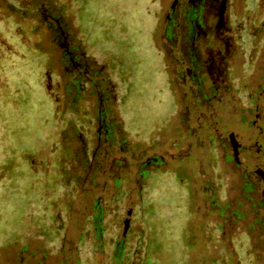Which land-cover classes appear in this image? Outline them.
Returning a JSON list of instances; mask_svg holds the SVG:
<instances>
[{
    "label": "rangeland",
    "instance_id": "obj_1",
    "mask_svg": "<svg viewBox=\"0 0 264 264\" xmlns=\"http://www.w3.org/2000/svg\"><path fill=\"white\" fill-rule=\"evenodd\" d=\"M261 1L257 8L244 0L238 21L249 19L261 30ZM172 3L0 0V264H116L115 244L129 215L122 264H264V211L245 198L258 202L259 194L243 189L244 173L257 180L264 160L246 152L238 155L244 161L238 169L223 159L222 148L235 135L240 147L258 140L264 149V32L260 50L242 51L232 70L238 109L196 120L202 110L190 85L178 82L164 37ZM50 11L62 14L67 38ZM242 35L248 48L249 35ZM65 40L79 57L98 62L114 120L124 124L126 151L116 146L108 153L103 145L98 169H80L69 157L83 142L95 147L99 105L89 87L84 99L70 102ZM186 107L190 119L183 124ZM152 157L166 164L148 166L151 176L143 180L136 165ZM74 173L84 184L78 193L64 183ZM117 177L122 202L108 211L102 249L94 250L93 206L118 193Z\"/></svg>",
    "mask_w": 264,
    "mask_h": 264
},
{
    "label": "flooded vegetation",
    "instance_id": "obj_2",
    "mask_svg": "<svg viewBox=\"0 0 264 264\" xmlns=\"http://www.w3.org/2000/svg\"><path fill=\"white\" fill-rule=\"evenodd\" d=\"M243 1L173 0L170 10L165 16L164 37L167 44L170 45L171 53L175 54L174 59L178 68L177 80L180 84L190 85L191 93L199 106L197 108L203 111H200V115H195L197 117L196 120L203 118L213 119L225 112L232 114V110L238 109L237 106L241 103L237 97L239 90L234 88L230 78L234 76L232 70L237 63L238 55L242 54V51L260 50L257 47V40L261 37V31L264 32V22L261 25L262 29L259 30L254 24L249 23V19L238 21L237 8L240 7ZM249 1L254 2V7H262L261 0H246L247 4ZM231 16H234L233 21ZM243 32H247L249 35L248 48L242 43ZM65 42L69 70L71 71L76 67L74 49L66 40ZM96 63L98 62L95 59H92L91 64L85 62L90 67H95ZM89 66H86L88 71H90ZM87 76L89 77L88 74ZM93 79L89 77L88 81L85 82V86L88 87ZM249 97L250 100L255 98L253 95ZM254 100L258 110V100ZM101 101H103L102 98ZM197 108L196 113L198 111ZM186 109V119L182 122L183 124L190 119V108L186 107ZM241 110L243 109L241 108ZM95 121L98 122V132L102 133L104 127L107 126L104 124L107 118L99 115L95 117ZM255 124L256 121H254ZM259 129L262 131L261 127ZM258 142L257 140L249 146H241L239 148V156L246 152H253L264 160V149L259 147ZM222 148L224 150L223 159L227 162L235 163V167L240 169L244 161L233 159L232 145L225 144ZM165 164L166 160L163 157H152L147 158L146 162H141L136 167L139 168L142 179L147 180L148 177L146 175L151 173L148 166H155L160 170ZM260 168L257 173H264V165ZM244 176L248 179L252 177L247 172L244 173ZM117 179H121V177H117L115 181ZM248 179L243 188L245 193H258L259 197L257 198L258 202H256L254 198L247 195L245 197L246 201H248L249 205H252L255 211H264V177L257 174V180ZM212 199L210 198V201ZM222 215V212H220L219 216L223 217ZM127 232L123 231L124 237L121 239L124 242V251L126 245L129 244ZM122 241L115 244V249L121 248ZM119 259L121 260L122 258L120 257L116 260Z\"/></svg>",
    "mask_w": 264,
    "mask_h": 264
},
{
    "label": "trees",
    "instance_id": "obj_3",
    "mask_svg": "<svg viewBox=\"0 0 264 264\" xmlns=\"http://www.w3.org/2000/svg\"><path fill=\"white\" fill-rule=\"evenodd\" d=\"M20 1L22 3L24 1H27L29 4H33V0H20ZM33 7H34L35 11L38 10L37 5H34ZM39 9L42 10V8H39ZM51 11L49 12V13H51V19H53L55 21L57 27L59 28V32H61V37L67 38L65 25L62 23V14L60 13L57 16V15L53 14ZM77 54H79V49L75 48L74 56H75L76 67H74L71 71L69 70L68 57H66L65 60H63V65L65 66V69L67 72L66 76H68V79H69V82L66 85V94L67 95L68 94L73 95V97L70 99L71 100L70 102L74 105L78 100L84 99V94L87 92L85 82L88 81L89 77L94 78L93 80H91L92 82H90V84L88 86L90 89L89 93L91 95H93V94L96 95L98 105H99V108L95 112L94 117L99 116V115H103L104 118L106 117L107 121H105L104 124H106L107 126L104 127L102 133H100V132H98V122L95 121V123H97V131H96L97 141H96L95 147L91 150L92 152L89 150L87 144L85 142H83L81 149L77 153L73 149L70 150L71 155L69 157L73 158L75 163L79 164L80 169H82V168H85L86 170L92 169V168L98 169L99 167H98L97 159H98V156L100 155V153L102 152L103 145L108 148L107 149L108 153L111 151H114V149L117 148L116 146L119 147V150L121 149L124 152V151H126L125 146H127L128 143H127L125 137H122L123 136L122 133L125 132L124 131V124L122 123V121L120 122L118 119L116 121L114 120V118L116 117L115 109H114L115 104L113 101L110 100V97H108L107 91L109 90V88L106 91L102 90L101 85H103V82H102L103 80L101 81L100 79H98V78H100V71L96 70L95 67L89 66V64H91L92 59L89 61V59L85 55L82 57L81 56L79 57ZM85 62H87L89 64L86 65ZM86 66H89L90 71H88L86 69ZM91 69H93V70H91ZM87 74L89 75V77L87 76ZM111 96H113V95H111ZM101 98L103 99V101H101ZM71 110H72V108H71ZM115 127L118 128V130L120 131L119 133L117 132V129ZM116 132L118 134H116ZM89 152L92 154L90 159H89V156H90ZM115 164H117V162L112 165V168H115V166H116ZM73 165H75V164H73ZM118 166H120V165H118ZM98 172H99V170H98ZM82 173H83V171H82ZM87 176L88 175L84 176V178L86 179ZM93 176H94V174H93ZM93 176H91L90 178L93 180L92 184L94 186H96L97 183L94 181V178H92ZM146 176L150 177L151 173L147 174ZM72 178H73V181L65 179L67 181V182H64L66 184L65 186L68 188H72L74 186L75 187L74 193H78L79 190L83 189L84 184H80V183H82V182H80V176H77L75 173L72 174ZM85 179H84V181H85ZM86 180H88V179H86ZM115 182H116V188L118 189V193L115 196H113V198L110 199V202L107 203V205H103V204H100L99 202H97L93 206V213L94 214L91 215V217H90V223L93 226L94 235H95V237L92 239L93 244H94V247H93L94 250L102 249L101 243H102V239H105L104 233L106 230V227L104 226V221H105L106 215L108 214V211H110V209L112 207L115 208L117 206V204L120 203V201L122 202L121 197H122L123 193L121 191V186H122L123 180L117 179V181H115ZM144 189H145V187H144ZM82 241L85 242V238H83ZM110 242L112 244H115L116 239H115V241L111 239ZM123 243L124 242L122 241L121 248L115 249V256H116L115 260L117 258H120V257L122 258L121 260L120 259L116 260V264H122L124 261V258H123L124 244ZM84 244H86V243H84ZM104 244H105V241H104Z\"/></svg>",
    "mask_w": 264,
    "mask_h": 264
},
{
    "label": "water",
    "instance_id": "obj_4",
    "mask_svg": "<svg viewBox=\"0 0 264 264\" xmlns=\"http://www.w3.org/2000/svg\"><path fill=\"white\" fill-rule=\"evenodd\" d=\"M231 144L233 147V157L236 161H239L238 155H239V148H240V144L237 142L235 135H231ZM258 176L264 177V173H259L258 172ZM129 222H130V215L128 216V218L125 220V231L128 230L129 227Z\"/></svg>",
    "mask_w": 264,
    "mask_h": 264
}]
</instances>
